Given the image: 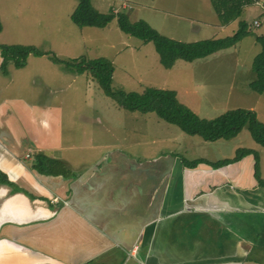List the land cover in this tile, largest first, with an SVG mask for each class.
<instances>
[{
    "label": "crops",
    "instance_id": "0c3cea01",
    "mask_svg": "<svg viewBox=\"0 0 264 264\" xmlns=\"http://www.w3.org/2000/svg\"><path fill=\"white\" fill-rule=\"evenodd\" d=\"M91 1L103 13L135 10L126 4L120 11L113 0ZM27 2L0 0V45H36L41 35H27L43 26L41 0L32 5V25L23 16ZM252 6L264 10L262 3ZM7 32L12 35L2 40ZM33 58L51 60L30 56L26 67L11 66L4 75L0 54V172L8 180L0 181V264H264V186L255 178L253 156L215 169L190 168L183 161L191 160L174 153L155 162L105 153L109 144L76 141L73 130L66 141V130L78 124L75 112L66 116L61 99L79 92L64 93L34 75ZM259 98L241 108L256 112ZM255 146L245 148L259 153L264 180V147ZM238 149L198 159L229 160ZM38 153L64 162L72 175L39 174Z\"/></svg>",
    "mask_w": 264,
    "mask_h": 264
},
{
    "label": "rangeland",
    "instance_id": "374dc122",
    "mask_svg": "<svg viewBox=\"0 0 264 264\" xmlns=\"http://www.w3.org/2000/svg\"><path fill=\"white\" fill-rule=\"evenodd\" d=\"M35 1L28 0L24 4L29 7L23 14L27 18L25 24L32 25L35 22V10L32 7ZM102 1L108 3V0ZM135 1L140 4L131 5L133 0H113V3H117L120 11L124 10L123 5L126 4L130 5L131 10L135 7L130 15L128 11H123L129 15L131 22L146 21L161 34L177 41L194 43L226 38L238 30L241 20L249 24L251 34L234 48L192 63L178 61L174 68L167 70L160 63L154 43H144L123 33L116 20L106 28L82 29L71 19L72 6H76L77 0H41L39 11L43 26H38L39 34L27 36L41 35L37 46H31L49 51L62 60L82 57L87 61L100 58L110 60L115 68L114 90L141 93L147 87H153L176 91L179 101L201 118H217L230 110L248 106L251 99L254 103L260 97L261 103L255 105L256 114L259 121L264 123V97L251 91L249 86L253 79V61L262 50L257 41L259 36H264L262 8H245L238 21L224 25L211 0ZM94 3L97 6L96 0ZM21 21L19 19L17 22L19 27ZM216 24L223 27H215ZM68 27H73V32ZM6 35L11 36L12 33L7 32L2 40H7ZM26 42L28 40L25 39L22 43ZM32 61L35 69L33 74L42 77L41 80L53 81L54 86L64 89V93L65 90L79 92L76 98L61 99L64 100L62 104L66 116H73L71 112H75L78 124L76 128L66 130V141L70 139L68 132L73 130L71 136L76 141L109 144L108 148L100 149L105 153L121 152L140 162H155L154 159L169 153L191 161L198 158L214 159L232 155V150L238 148L257 147L247 127L234 139L207 142L201 137L185 134L154 113H132L119 108L104 94L89 71L73 80L74 76L68 74L64 66L51 62L49 58H33ZM46 65L56 72L49 70ZM39 80L35 79L38 86L41 83ZM47 97L49 100L52 98ZM76 152L86 155L85 150ZM100 152L96 150L97 155ZM71 155L74 152L68 154L69 157Z\"/></svg>",
    "mask_w": 264,
    "mask_h": 264
},
{
    "label": "trees",
    "instance_id": "16d2710c",
    "mask_svg": "<svg viewBox=\"0 0 264 264\" xmlns=\"http://www.w3.org/2000/svg\"><path fill=\"white\" fill-rule=\"evenodd\" d=\"M211 2L224 25L240 19L247 6L261 2L264 7V0H211ZM71 19L76 26L82 29L88 27L106 28L116 20L123 33L140 39L144 43H154L160 63L167 70L174 68L178 61L192 63L206 59L223 50L234 48L251 34L249 24L241 20L238 30L232 36L185 43L161 34L146 21L131 22L127 13L100 12L94 7L91 0H79ZM2 29L0 18V34ZM257 41L262 50L253 61V79L249 86L251 91L264 97V36H259ZM0 54L3 59L1 73L4 75L9 74L11 66L16 69L26 67L30 56H49L54 63L64 66L68 73L82 75L89 71L104 94L123 110L141 114L154 113L158 118L178 127L185 134L201 137L207 142L234 139L247 127L255 142L264 147V123L259 121L256 112L253 110L238 108L217 118L205 119L181 103L177 92L173 90L153 87H147L141 93L127 92L123 89L114 90L112 85L115 68L113 63L105 58L91 61H87L85 57L62 60L51 52L25 45H0ZM248 156L254 157L255 178L260 185L264 186V180L261 178L259 153L251 149L240 148L235 157L229 160L218 162H210L206 159L184 160L183 164L190 168L207 164L215 169L238 162ZM34 170L46 176L62 175L69 177L72 175L71 169L64 162L52 160L42 153L35 155ZM0 181L8 183L2 172H0Z\"/></svg>",
    "mask_w": 264,
    "mask_h": 264
}]
</instances>
